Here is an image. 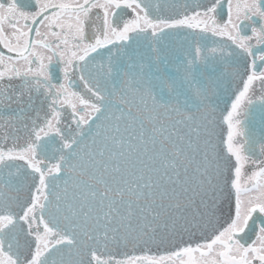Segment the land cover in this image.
Returning <instances> with one entry per match:
<instances>
[{"label": "snow or ice", "instance_id": "snow-or-ice-1", "mask_svg": "<svg viewBox=\"0 0 264 264\" xmlns=\"http://www.w3.org/2000/svg\"><path fill=\"white\" fill-rule=\"evenodd\" d=\"M0 264H264V0H0Z\"/></svg>", "mask_w": 264, "mask_h": 264}]
</instances>
